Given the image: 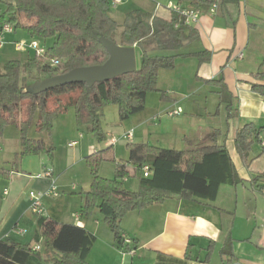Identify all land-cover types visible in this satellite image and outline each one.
I'll list each match as a JSON object with an SVG mask.
<instances>
[{
	"label": "trees",
	"instance_id": "obj_1",
	"mask_svg": "<svg viewBox=\"0 0 264 264\" xmlns=\"http://www.w3.org/2000/svg\"><path fill=\"white\" fill-rule=\"evenodd\" d=\"M110 1L0 0L4 7L0 25L10 24L14 31L21 29L30 38L42 42L45 48L43 56H35L25 63L9 61L0 72V139L6 127L17 128L21 155L46 153L52 156L53 147L42 139L27 137V130L34 125L38 133L49 132L52 119L64 114L68 107L74 110L76 124L85 127L102 142L100 120L103 109L116 106L120 121L142 111L147 94L160 92L157 88L159 71L173 69L175 58L183 55L176 54L183 43L197 38L196 31L173 12L169 21L154 18L149 22L135 10L126 16L118 32L117 23L109 16ZM214 1L217 11L223 0H178V5L207 10ZM101 37L122 47L138 48L137 71L96 83L91 88L85 84H69L40 94L29 91V86L36 81L64 74L73 68L103 64L108 54L99 43ZM204 54L196 52L183 56L201 58ZM51 59H63L64 62L51 67ZM31 66L37 70V76L28 81L24 74ZM39 74L45 76L38 78ZM252 88L264 95V87L253 85ZM224 91L219 92L221 104L225 102L224 98L231 97ZM163 96L162 93L161 98ZM259 133L260 128L253 124L237 131L234 142L244 160L251 146L260 143ZM217 135L218 132H214L207 144L185 150L128 143L127 163L134 166L139 180L136 191L123 186L126 164L117 162L114 177L103 178L96 173L104 161L103 151L86 156L92 180L89 189L81 194V216H89L97 210L114 234L115 241L119 242L120 221L130 211L177 196L192 201L214 200L219 186L240 182L227 149L214 143L213 138ZM144 164L150 170L147 178L140 173ZM14 172H18L16 160L10 169L0 166V182L7 181ZM257 178H264V174ZM36 218L37 241L42 240L47 254L55 255L50 258V264H88L86 259L95 241L92 234L52 217ZM40 258L41 254L29 246L0 240V264H41Z\"/></svg>",
	"mask_w": 264,
	"mask_h": 264
},
{
	"label": "crops",
	"instance_id": "obj_2",
	"mask_svg": "<svg viewBox=\"0 0 264 264\" xmlns=\"http://www.w3.org/2000/svg\"><path fill=\"white\" fill-rule=\"evenodd\" d=\"M122 1L125 10H130L126 16L137 10L146 16L149 22L154 18L169 21L172 12L165 7L169 4H178V0ZM0 7H2L1 13L4 7L2 5ZM197 10L200 12L198 21L189 25L196 31L197 38L185 41L176 54L196 52L205 54L201 58L183 55L176 57L173 69L159 71L158 82L175 80L177 65L183 67L190 65L193 72L195 71L193 78L200 85L199 89H202V85H207L215 90L217 96L215 111L209 112L203 105V112H199L201 108L191 96L193 94L191 92L196 91H183V86L167 89L162 98H150L151 96L147 94L144 109L149 99H155L152 108H149L153 115L167 113L175 108L182 109L180 104L190 100L192 107L199 110L193 113L191 119L178 121L174 128H162V123L159 122L154 128L155 131L166 136L170 146L167 149L176 150L205 145L210 136L218 132L213 138L214 143L225 146L240 182L219 186L214 200L192 201L177 196L178 198H166L144 209L128 212L120 221V229L121 234L132 240L130 247L115 241L114 234L97 210L89 216H81L80 208L83 204L81 194L87 191L89 186L79 194V209L74 213L71 212V215L68 205L61 198V193L57 199L46 200L43 216L52 217L63 223L75 224L95 237L86 259L88 264H264V190L262 189L264 178H257L264 174V147L261 145L264 141V95L252 88L253 85L264 87V0H223L214 14L209 12V8L207 10L197 8ZM25 35L24 33L4 35V44L0 47L2 69L9 61L25 63L35 57V54L30 56L29 49L17 50L15 47L16 43L28 44L34 40ZM134 49L136 55L137 52L140 54L138 48L134 47ZM21 53L24 55L23 58H26L25 61L18 59ZM240 53L243 55L242 58L237 57ZM136 63L138 64L137 59ZM261 74L263 77H260ZM180 79L179 86L185 83L184 78ZM224 89L231 97L227 100L224 98L225 102L221 104L219 92ZM148 122L151 121L149 119L142 121L138 128L143 131L147 128ZM247 124L260 128V143L251 146L247 159L244 160L236 150L234 139L237 131ZM73 133L66 139L69 149L68 168L78 163L82 157L84 159L93 151H97L94 148L90 152L92 145L77 146V141L69 140ZM151 134L152 130L149 126L147 135ZM15 138L19 146L18 134H15ZM156 140L160 142L159 139ZM71 142H76V145L71 147ZM141 143L150 145L147 142ZM111 147L112 145L105 149L99 147L103 151L102 165L113 163L111 172L114 177L116 163L120 162L127 165L128 176H135L134 166L127 163L129 149L123 151L118 145L117 148L114 146L115 150ZM20 175L17 172L12 173L5 181V186H1L0 205L10 204L11 207H15L20 202L21 193L25 190V186H16V179ZM100 175L103 178L106 176ZM62 177L63 174L56 180L59 182ZM24 179L26 182L29 181L28 178ZM41 180L37 184V189L45 191L51 180L47 178ZM53 180L56 183L54 178ZM58 185V190L63 193L74 190L73 187L61 183ZM28 205L27 202L23 206L26 214L29 212ZM95 211L100 216L94 213ZM68 214L71 221L66 219ZM22 219L23 215L11 218L6 230L2 231L3 228L0 230V240L19 243L32 249L38 246L37 252H42L41 264H50V258L55 255L47 254L43 249L42 240L37 241L36 216L31 222V235L25 237L22 242L16 239L21 236L19 230H22L20 229ZM3 222L4 217H0V224ZM131 249L133 253L129 254L128 250Z\"/></svg>",
	"mask_w": 264,
	"mask_h": 264
},
{
	"label": "rangeland",
	"instance_id": "obj_3",
	"mask_svg": "<svg viewBox=\"0 0 264 264\" xmlns=\"http://www.w3.org/2000/svg\"><path fill=\"white\" fill-rule=\"evenodd\" d=\"M124 3L122 1L121 4L110 7L109 16L117 23L118 25V32L121 30V25L124 22L125 16L128 13L124 7ZM2 7H0V10ZM14 34H23L24 32L21 29H16ZM26 34V33H24ZM25 36H28L27 34ZM38 44L43 48L42 42L36 40ZM26 50V49H23ZM25 52V51H23ZM30 56H34V51L30 50ZM24 55L21 53L18 56V59L25 61L26 58H23ZM137 62L140 61V54L137 52L136 55ZM60 64L64 62L63 59H59ZM23 63V62H22ZM61 68V67H60ZM177 71L175 74L176 79H172L170 81L167 79L166 81L161 80L158 82L157 88L160 92L157 93H148L150 98H161V94L169 90V88L182 87L183 91H192L195 90L196 92H191V96L193 100L201 108V110H197V108L192 107L191 101H187L185 103L180 104L182 107V114L176 117H169L167 113L162 112L158 115H153L149 108H152L153 104L155 103V99H149L148 104L146 105L143 111H140L134 115H131L129 118L120 121L118 117V109L114 105H109L105 107L102 111L101 120H100V131L103 135V140L98 141L96 137L91 135L85 127H79L75 121L74 110L72 107H68L66 112L61 115L55 116L51 121V128L49 132H41L38 133L35 131L34 125L30 126L27 130V137L31 139H42L45 140L47 145H51L53 147L52 156H48L46 153H39L37 155H21L20 148L16 142L15 134H18L19 131L14 126H8L5 128L2 138L0 139V166L4 167L5 169H10L12 166V162L16 160L18 172L21 175L16 179V186H25V190L21 193L20 202L14 207H11L10 204L5 206L3 204L0 205V217H4L3 224H0V230L5 231L9 221L11 218L16 217L17 215H23V219L21 220L20 229L25 230L24 234L21 236L16 237L18 241H23L25 237L31 235L32 231V224L31 222L34 221L35 215L31 212L30 209V192L37 193L41 192V190L37 189V184L41 182L42 178H36L39 174L43 173V168L50 170L53 172V178L56 180L59 175L63 174V177L58 182L56 180L57 186L61 183L63 185H67L70 187L77 188V190L73 191H65L64 193L59 190L61 193L62 200L68 205L69 214L74 211H78L79 207V194L82 190L88 189L89 182L92 180V175L89 167L86 164L85 158H81L78 163L68 168V141L66 142L67 137L70 134L73 136L69 138V140L77 141V146L85 147L86 144L92 145L93 148H90V152L94 150L101 151L100 148L109 147L112 145L111 149L115 150L117 145L123 151L126 150L128 143H141L147 142L152 146L162 147V148H169V144L167 143L166 136L160 135L157 131H155V126L162 123V128H174L175 124H177L180 120L191 119L194 112H203V105L206 106L207 111L214 112L215 107L217 106V96L214 93V89L212 87H208L207 85H202V89H199V86L196 81L194 80L193 76L195 71L190 65L188 67H183L177 65ZM2 66L0 64V72L2 71ZM27 77V80L30 81L31 79L36 78L37 70L34 66H31L28 72L24 74ZM45 74H39L38 78H43ZM29 78V79H28ZM180 78H184V84L180 85L178 82L181 80ZM174 83V86H173ZM198 88V89H197ZM176 91V90H175ZM27 103V102H26ZM148 110V111H147ZM153 115V116H152ZM154 118V119H153ZM151 121L148 124L147 128L141 131L138 128V125L142 121L148 120ZM150 126V130H152V134L150 136L147 135L148 127ZM153 126V127H152ZM170 130V129H168ZM132 131L133 138L129 141L126 140L123 135ZM156 133V134H155ZM164 134V133H162ZM79 135L81 137L79 138ZM157 137V138H156ZM115 139V143L111 142L112 139ZM156 139H159L160 142H157ZM158 140V141H159ZM160 143V144H157ZM167 143V144H166ZM115 146V147H114ZM90 147V146H89ZM100 147V148H99ZM92 154V153H91ZM90 155V154H89ZM125 159V158H124ZM113 163H102L96 169V173L98 176L102 177V175H106L105 178H113L112 174V165ZM136 175L133 176H126L125 181H123V186L128 190H138L139 187V180L137 176V171L135 170ZM24 174V175H22ZM25 176V177H24ZM24 178H28L29 181H25ZM40 179V180H39ZM62 181V182H61ZM6 182H0V189L1 186H5ZM75 186V187H74ZM1 200V199H0ZM28 202V214L25 213L23 206ZM25 213V214H24ZM94 213L100 214L95 211ZM45 214V212H43ZM67 215L66 219L71 221L70 215ZM8 218V219H7ZM10 218V219H9ZM42 254V252H39Z\"/></svg>",
	"mask_w": 264,
	"mask_h": 264
},
{
	"label": "built area",
	"instance_id": "obj_4",
	"mask_svg": "<svg viewBox=\"0 0 264 264\" xmlns=\"http://www.w3.org/2000/svg\"><path fill=\"white\" fill-rule=\"evenodd\" d=\"M121 3H122V0H111L110 1V7H115ZM165 8L167 10H169L170 12L177 14L184 21V23L186 25H191L193 23H196L199 19V16H200V12L197 9L183 7V6L178 5V4L177 5L169 4ZM215 11H216V2L214 1L209 6V12L211 14H214ZM13 32H14V29L10 24L5 23L3 25H0V47H2L4 44V35L5 34H11ZM15 47L17 50H22L24 48L32 50V51H34V54L36 57H41L45 54V48L44 47L42 48L36 40H31L28 44L16 43ZM242 56H243L242 53H240L237 57L242 58ZM49 64L51 67H57L60 65V61L58 59H51L49 61ZM181 114H182L181 108H175V109H172L169 112H167V115L169 117H176V116H179ZM123 137L126 140L130 141L133 138L132 131L124 133ZM115 141L116 140L114 138L111 140V142L113 144L115 143ZM75 145H76V142L70 143L71 147L75 146ZM261 145L264 147V141L261 142ZM94 152L95 151H93V153ZM140 173L144 178L149 177V175H150L149 166L147 164H144L143 166H141ZM36 178H47V179L51 180L49 187L45 191H41V192H37V193L30 192V194H29L31 212L35 216H43L44 202L46 200H54V199L59 198L60 192L57 188L55 181L53 180L52 171L45 169L43 171V173L39 174ZM5 193L6 192L4 191V194ZM19 233L24 234L25 230H19ZM120 242L122 243V245H124L126 247H130L132 245V240L123 234L120 235ZM34 250L38 251L39 247L36 246L34 248ZM128 253L132 254L133 253L132 249L128 250Z\"/></svg>",
	"mask_w": 264,
	"mask_h": 264
},
{
	"label": "water",
	"instance_id": "obj_5",
	"mask_svg": "<svg viewBox=\"0 0 264 264\" xmlns=\"http://www.w3.org/2000/svg\"><path fill=\"white\" fill-rule=\"evenodd\" d=\"M99 43L108 54L103 64L73 68L64 74L36 81L29 86V91L40 94L69 84H85L91 88L96 83L106 82L137 71L134 47L119 46L105 37H101Z\"/></svg>",
	"mask_w": 264,
	"mask_h": 264
}]
</instances>
